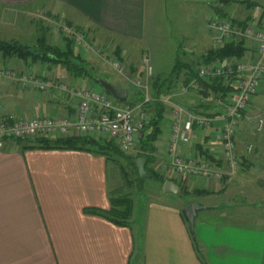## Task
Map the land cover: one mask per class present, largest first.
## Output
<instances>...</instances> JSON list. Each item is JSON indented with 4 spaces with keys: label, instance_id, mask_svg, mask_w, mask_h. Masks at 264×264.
Returning <instances> with one entry per match:
<instances>
[{
    "label": "crops",
    "instance_id": "obj_1",
    "mask_svg": "<svg viewBox=\"0 0 264 264\" xmlns=\"http://www.w3.org/2000/svg\"><path fill=\"white\" fill-rule=\"evenodd\" d=\"M184 1L189 6L196 2L200 7L206 6L216 18L236 23L252 19L257 25H264V0ZM38 3L46 4L52 16L71 22L84 32H102L106 45L111 41L115 49L122 51V60L146 51L140 48L146 47L147 0H0V8ZM246 46L253 50L252 45ZM252 52L249 55L255 58ZM81 60L89 67L99 68V74L103 69L93 54H82ZM44 69L36 74L76 88L86 87L82 78L67 73L58 75L54 67ZM117 82L122 87L126 84L124 79L118 78ZM0 95L4 115L69 119L75 115L76 98L59 90L39 93L33 85L20 90L16 80L0 79ZM259 114L264 115V82L245 117ZM167 123L166 116L165 132ZM249 126L244 120L238 135L239 150L246 162L241 173L221 185L191 182L196 191L221 193L229 208L220 214L219 223L208 217L199 220L197 216L198 252L181 217L187 205L158 202L143 207L140 214L143 227L140 259L132 254L138 230L137 212L131 229L84 213L90 209L108 211L107 195L119 189V175L113 171L111 176L112 164L104 157L75 151H21L12 141H5L0 149V264H264V135H256ZM217 135L212 129L204 138L194 137L193 145L205 144L217 157ZM164 137L165 141L155 146L159 174L162 166L170 162L166 154L167 132ZM249 145L253 146V152L248 155L245 148ZM180 151L188 154L191 149L181 147ZM247 187L246 194L239 191ZM221 206L225 205L203 207L208 213L219 211Z\"/></svg>",
    "mask_w": 264,
    "mask_h": 264
},
{
    "label": "built area",
    "instance_id": "obj_2",
    "mask_svg": "<svg viewBox=\"0 0 264 264\" xmlns=\"http://www.w3.org/2000/svg\"><path fill=\"white\" fill-rule=\"evenodd\" d=\"M61 28L63 36L72 39L83 55L91 52L102 60L106 59L107 55L102 49L86 45L76 29L66 26ZM208 29L212 34L215 48L230 43H244L253 46L255 58L240 60L232 58L223 63L200 65L197 79L181 85L175 94L154 99L149 91L153 75L152 62L146 52L141 57L143 78L132 77L133 87L141 91L143 97L133 105H120L102 90L70 87L49 77L42 80L31 71H24L17 77L14 70L9 67L2 69L0 66V78L16 80L20 90L33 85L39 93L55 89L77 100L73 119L48 116L26 118L4 115L0 95V139L101 138L115 142L119 151L127 155L138 149L142 132L149 124L148 106L160 103L165 107V115L168 117L166 154L170 157V162L162 166L160 175L182 181L186 187L193 181L221 185L242 172V156L238 146L241 123L246 120L248 125L254 127L256 134H264L263 114L245 117L253 98L259 93L264 82V25L259 26L252 19L236 23L229 19L215 18L210 21ZM109 61L115 73L123 78H130L127 77L129 73L120 60L111 57ZM219 79L223 81L224 92H204L202 87L204 84ZM189 92L198 95L200 105L208 108L207 113L194 114L176 102V97ZM199 111L202 112L203 109L200 108ZM212 129L218 134L215 137V148L219 165L200 159L197 151L195 152L196 146L192 143L194 137L204 138ZM181 147H189L191 151L184 154L180 151ZM245 151L248 155L252 154L253 146H247Z\"/></svg>",
    "mask_w": 264,
    "mask_h": 264
},
{
    "label": "rangeland",
    "instance_id": "obj_3",
    "mask_svg": "<svg viewBox=\"0 0 264 264\" xmlns=\"http://www.w3.org/2000/svg\"><path fill=\"white\" fill-rule=\"evenodd\" d=\"M46 4L38 3L29 6H22L17 8H9L4 9L0 8V41L5 42H16L22 46L26 47H34L36 45L37 39L45 38L46 45L49 47H56L58 49L64 48L65 42L64 40L70 41L76 52V56L81 58L82 51L80 52V48L74 45L72 39L65 38L62 34V26L72 27L78 31L81 35L83 42L88 45L90 48L102 49L104 54L107 55L105 60H102L98 57L100 64L102 65L100 74L99 68H95L94 65L89 67L90 64H85L86 62H80L83 67L86 68L87 74L90 76L82 78V82L85 83V88H91L94 90H100L98 87L93 88L95 84L92 80L97 79L109 83L117 88L123 89L128 93V100H135L143 97L142 92L135 89L132 84V77L142 79L144 76V69L141 63V57L144 53H148L151 57L152 68H153V77L151 79L155 80L156 77H159L160 83L167 78L173 68L175 60L180 61L183 64H194V68H198L200 58L205 55L209 50L215 48V45L212 41V34L208 29V25L211 21V18H216L217 15L213 14L209 8L200 7V5L193 4L189 6L185 4L184 0H147V8H146V22L148 23V28L146 29L145 41L146 47L140 48L141 51L136 54V57L130 56L127 60L120 59L122 51L118 48L115 49L113 47V43L105 41L104 35L102 32H98L97 30H93V33H87L83 30H80L71 22H67L66 20H62L59 17L52 16L48 12V8ZM103 36V37H102ZM102 46V48H101ZM133 50V49H132ZM136 50V49H135ZM149 50V51H147ZM116 51L119 53V58L116 55ZM94 53H88L87 55H91ZM114 57L120 60L124 66L126 67L129 74L127 77L123 78L115 73L111 67V63L109 58ZM130 59H134L133 62ZM81 60V59H80ZM82 61V60H81ZM78 63V62H77ZM22 62H18L15 59L9 60L7 62H3L0 57V66L14 70L16 72V76L19 77V74H23L24 71H31L32 74L36 77L44 79V75L36 74L40 71H44L46 65L41 64H32L22 65ZM21 67V68H19ZM40 67L41 69H37ZM51 68V67H50ZM23 69V70H22ZM53 69V67H52ZM56 70V74L64 75L66 73L65 69L62 66L54 67ZM157 69V71H155ZM112 71V72H111ZM43 74V73H42ZM21 76V75H20ZM124 79L125 86L122 87L117 80ZM20 79V78H19ZM52 79V77H51ZM150 79V78H149ZM150 79V80H151ZM183 79V73L180 75L179 80ZM2 80V79H1ZM87 82L91 84H87ZM149 82V81H148ZM70 87H74V85L66 84ZM88 86V87H87ZM133 87V88H132ZM180 85L177 89L173 90L170 94H175L179 89ZM76 88V87H75ZM78 88V87H77ZM149 83V91L150 89ZM65 94V93H64ZM169 94V95H170ZM68 95V94H66ZM140 99V100H141ZM130 100V101H131ZM176 102L187 107L190 110H198L200 107V103L198 97L193 93L179 95L176 97ZM155 104V103H154ZM76 107V105H75ZM155 106L152 105V113ZM203 109V108H202ZM201 111V110H200ZM199 111V113H200ZM151 114V113H150ZM153 115V114H152ZM32 118V117H31ZM151 118V115H150ZM166 120V115L164 116ZM165 121L161 123L162 135L157 141L155 146L160 145V141L164 142L165 135ZM255 133L254 127L250 125ZM249 126V127H250ZM256 134V133H255ZM252 135V132H251ZM256 135H264V134H256ZM34 139H42V138H34ZM32 139V140H34ZM101 139V138H100ZM105 140V139H102ZM106 141V140H105ZM108 141V140H107ZM193 141V140H192ZM112 142V141H111ZM193 143V142H192ZM161 146L164 144L161 143ZM140 147L136 151H133L126 156L128 157H136L138 154H141L139 150ZM111 159L113 162H117L120 166L125 168L127 173L131 176L132 179H135L134 172L131 167L128 166L127 162L124 159L118 158L115 155H111ZM157 166V165H156ZM153 170L159 174V170L156 168ZM111 176L114 175L113 171L119 175V172L114 168V166H110ZM256 177V176H255ZM165 178V177H163ZM256 178L253 177V186H256ZM124 184L119 175V189L122 190L123 194H129L131 196V200L134 203V215L137 212V208L142 203V206L147 208L150 204L153 203H166L173 205H190L196 202H200L205 207H211L216 205L224 204L227 206L228 204L225 201V196H221L219 194L209 193L210 195L204 197H197L194 193L196 192V185L192 183L189 184V187L186 189L187 195L184 198H176L173 196L162 197L160 194V187L157 183L150 179H146L144 181V185L142 187V192L138 193L136 187H132L130 190L123 188ZM247 188H243L239 190L242 194L247 193ZM201 205V206H202ZM221 206L219 211L215 212H201L199 213V220L205 219L206 217L210 218L208 220L214 222H221L220 214L224 213L225 210H228V206ZM226 208V209H225ZM225 209V210H224ZM222 211V212H220ZM232 212V211H230ZM198 220V223H199ZM225 222L229 224L230 221L225 219Z\"/></svg>",
    "mask_w": 264,
    "mask_h": 264
},
{
    "label": "trees",
    "instance_id": "obj_4",
    "mask_svg": "<svg viewBox=\"0 0 264 264\" xmlns=\"http://www.w3.org/2000/svg\"><path fill=\"white\" fill-rule=\"evenodd\" d=\"M65 45L63 50L56 47H49L46 45L45 38L37 39L36 45L34 47L22 46L16 42H5L0 41V57L3 62L15 59L18 62H22L25 65L32 63L34 65L41 64L48 67H59L62 66L66 73L74 78H84L88 79L90 76L86 73L87 70L81 65L82 62L78 55L76 56L75 48L70 41L64 40ZM253 50L248 48L244 43H230L225 44L220 48H213L209 50L205 55L200 58L198 65L203 64H215L223 63L228 59H244L250 58ZM249 53H251L249 55ZM116 55L119 58V53L116 51ZM121 59V58H120ZM78 62V63H77ZM183 73V79L180 81L179 77ZM153 77V76H152ZM198 77V68H194V64L188 65L183 64L178 60H175L172 71L170 75L160 83L159 77H156L155 80H150L151 95L154 99L163 98L173 90L177 89L180 85H186L190 81L197 79ZM1 79V78H0ZM95 84L99 85L101 80L94 79L92 80ZM222 79L218 81H211L208 84H204L202 87L204 92H224L222 88ZM98 87V86H97ZM100 90L104 91L101 87ZM105 92V91H104ZM109 95L107 92H105ZM190 94V92L188 93ZM195 95V94H194ZM110 96V95H109ZM198 97V95L196 94ZM141 98L135 99L133 101L127 100L126 105H133L138 103ZM152 105L155 106L152 113ZM148 106L149 115H151L149 124L146 126L142 132V138L139 142V147L141 154H138L136 157H142L146 159L145 170L148 174L151 175L152 181L157 183L159 187L169 179L163 178L162 175L156 173L153 168L155 167V153H156V143L162 135L161 123L165 121V107L160 103H155ZM203 108V111L200 114H205L209 110L207 107L200 105L198 110H191L194 114H199V109ZM151 113V114H150ZM153 114V115H152ZM0 141L3 143L5 141H12L21 151L25 150H40V151H75V152H87L95 156L104 157L106 162L112 164L119 172V175L123 181L125 189H131L134 186L137 189V192H142V185H138V176L137 172L131 163L132 157H128L125 154L121 153L115 142L105 141L102 139H88V138H76V137H66L63 139L49 140V139H34V140H22L15 139L10 140L6 138H1ZM208 146V145H207ZM197 155L200 159L215 163L219 165L216 157L211 153L210 149L206 147L205 144L198 143L196 145ZM115 155L118 158L124 159L128 166L134 172L135 179H132L131 176L127 173L125 168L120 166L117 162H113L111 155ZM245 160L242 158V167L245 168ZM172 181V180H169ZM179 188L182 191V197L184 198L187 195L186 189L188 187L184 186L182 181L176 182ZM198 198L210 195L208 192L196 191L194 193ZM109 202V210H85L84 213L87 215L97 216L105 221L111 223L112 225L131 229V222L134 216V203L131 200L129 194H123L121 189L110 191L107 195ZM138 230L136 236H134V248L133 253L135 259H140L141 257V247L143 243V227L142 223L137 222ZM195 251L198 252V244L193 243ZM199 254V253H198Z\"/></svg>",
    "mask_w": 264,
    "mask_h": 264
},
{
    "label": "water",
    "instance_id": "obj_5",
    "mask_svg": "<svg viewBox=\"0 0 264 264\" xmlns=\"http://www.w3.org/2000/svg\"><path fill=\"white\" fill-rule=\"evenodd\" d=\"M223 2V1H221ZM100 87L107 92L118 104L124 105L127 103L128 100V93L120 88H117L109 83L104 81L100 82ZM131 163L133 164L137 176H138V185H144V181L146 179H151V175L147 173L145 170L146 166V159L142 157H134L131 159ZM160 194L162 197L166 196H173L176 198H183L182 191L179 186L172 182V181H165L160 187ZM143 209L142 203L137 208V220L141 223V211ZM208 209L201 206L200 204L194 203L185 206L181 211V217L185 222L188 233L192 239L193 243H196V236H195V221L199 213L205 212Z\"/></svg>",
    "mask_w": 264,
    "mask_h": 264
}]
</instances>
